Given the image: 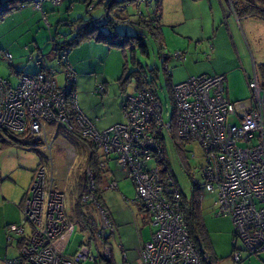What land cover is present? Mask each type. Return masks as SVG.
Instances as JSON below:
<instances>
[{
	"label": "built area",
	"instance_id": "built-area-1",
	"mask_svg": "<svg viewBox=\"0 0 264 264\" xmlns=\"http://www.w3.org/2000/svg\"><path fill=\"white\" fill-rule=\"evenodd\" d=\"M3 58L11 62L9 54ZM60 60L65 61L64 57ZM38 65L39 72L21 75L15 87L0 78V140L40 147L52 166L51 149L58 138L78 135L88 139L102 153L101 169L113 160L124 171L135 190L134 202L148 215L153 228L135 264L207 262L208 255L194 247L186 232L179 192L162 148L165 137H171V127L151 89L126 98L123 124L99 132L78 108L72 68L68 64L62 68L65 82L60 86L56 70L42 61ZM247 87L251 97L246 103H230L224 98L225 79L221 75L191 77L172 87L176 136L181 142L198 144L203 153L200 172L204 184L192 180V185L215 195L214 215L230 219L234 227L232 264H239L242 254L252 257L264 251V90L254 71ZM102 91L99 86L97 92ZM85 176L88 192L81 203L98 208L101 218L95 239L108 261L111 253L104 242L105 235L113 232L112 224L96 200L92 172L87 170ZM53 183L51 172L39 166L22 207L30 232L20 249L21 260L5 264L94 261L87 245H80L73 254L66 253L76 227L66 218L64 195L53 190ZM104 190L116 191L117 183L110 180ZM10 231L23 233L15 225Z\"/></svg>",
	"mask_w": 264,
	"mask_h": 264
},
{
	"label": "rangeland",
	"instance_id": "rangeland-1",
	"mask_svg": "<svg viewBox=\"0 0 264 264\" xmlns=\"http://www.w3.org/2000/svg\"><path fill=\"white\" fill-rule=\"evenodd\" d=\"M37 1L46 14L47 22H43L41 14L36 12L33 19L29 21H24V16L20 13L10 15L0 24V78L8 80L12 87L17 85L21 74L36 73V56H40L37 61L43 58L44 64L56 67L58 73L56 80L60 86L63 85L64 75L60 73L61 69L56 66L55 58L51 54V39L54 38L57 42H62L61 39L64 36L70 39L74 35L72 25H76L79 18L83 22L88 21L90 16L97 17L104 9L97 6L95 10L88 13L84 0H51L54 6H50L48 0ZM99 1L92 3L90 9L100 4ZM233 4L234 10L242 7L239 0H233ZM126 5L124 13L118 8H113L111 11L110 19L113 16L120 18L119 23L99 28L108 36L119 37L115 39V44L118 45L123 36L134 37L141 34L145 37L144 44L147 47L148 56L141 54L135 47V60L145 71L157 69L158 79L155 88L166 123H170L174 104L171 103L166 90L163 74L165 68L172 74V86L195 76L222 74L225 79L224 98L230 103L249 102L251 93L247 87L246 78L252 77L253 71H256L259 84L264 90L260 71L261 66H264V19L248 16L238 19L240 25H236L234 15L230 12L229 4L225 0H160L159 2L151 0L148 3L142 1L139 5ZM37 8L39 7L34 5V10H38ZM141 12L147 19L154 18L150 21L151 25L155 23V17L158 16L165 38L161 46L154 41L150 33L146 34L137 25L123 24L130 22L128 20L123 22L121 17H129L133 22H139L138 14ZM113 20L118 21L114 18ZM81 45L79 47H82ZM95 45L98 47L93 44V48L84 45L80 52L78 47V50L75 49L69 53L66 60L70 54L71 59L80 55L81 61L86 60L84 69L94 68L91 79L80 75L77 70L74 71L76 74L74 92L79 110L101 132L112 127L117 120H119L118 123L123 121L122 101L124 100V107L126 98L137 91L134 89L135 81L133 80L130 83L125 81L127 85L122 92L120 81H123L125 74L134 72L136 68L130 61L132 54L129 48L123 50L121 47L106 44ZM4 52L12 53L13 68H10L8 62L4 60L2 56ZM91 59H93L92 62L89 61ZM124 59H127V62ZM166 59L168 60L165 62ZM163 60L166 64L165 68H161ZM16 69L21 73L18 77L15 73ZM97 83L103 84L101 93L97 92ZM172 130V137H174L176 125L172 124ZM179 144L180 151L171 138L165 137L164 157L168 162V173L173 177L179 195L189 201L195 191L192 180L200 185L204 184L200 172V168L204 166L203 153L198 144L181 141ZM75 146L76 148L71 146L66 139L58 138L52 145V166H50L45 156L37 154H43L40 147L8 146L2 144L0 140V175L2 179L8 178L1 183V186L9 187L10 190L17 192L12 185H9L13 182L15 187L23 190L19 199L17 198L20 200L23 192L29 188L32 171L41 163L53 176V190L65 196V216L69 221L72 220L77 198L76 179L86 159L84 147L81 144ZM191 155L194 158H191ZM112 159H114L113 156ZM114 166V162H111L110 167ZM117 184L116 191L99 192L97 201L104 212H106L103 205L105 203L117 215L118 222L119 218L121 221L127 218L129 225L134 228L132 223L134 215L139 214L133 204L135 190L129 179L125 181L120 179ZM199 195L201 198L199 218L205 230L206 247L209 249L212 262L232 264L234 227L230 219L214 215L215 195H209L203 190H200ZM83 209L90 213L88 216L99 226L101 217L98 208L88 205ZM132 230L126 234L129 243L133 240ZM29 232L30 228L26 227V234ZM88 238L89 232H81L77 227L69 239L66 253L72 254L81 244H85ZM108 239L110 241L105 243L112 246L114 264H123L121 250L116 243L117 235L109 236ZM89 246L94 261H88L86 264H107L102 260L100 242L94 240ZM15 252L17 253L13 245L8 250V257H14Z\"/></svg>",
	"mask_w": 264,
	"mask_h": 264
},
{
	"label": "trees",
	"instance_id": "trees-1",
	"mask_svg": "<svg viewBox=\"0 0 264 264\" xmlns=\"http://www.w3.org/2000/svg\"><path fill=\"white\" fill-rule=\"evenodd\" d=\"M44 1H46V0H44ZM48 1H49L50 6H53V3L51 2V0H48ZM89 1L90 0H84V4L86 5V9H87L88 13L93 11L97 6H99V4H96V6L92 10H90L89 9L90 2L95 4V0H91L90 2ZM104 1H105V6H106L105 9H107L106 11L109 12V15L104 14L102 17L97 18V19L89 18L88 21H84V22L82 19L79 18L76 21V25H72L73 28H76V31L74 30V32H73L74 35L70 39H67L65 36L62 37V39H61L62 42H57L56 40H54V38L51 39V46H52L51 54H52L53 58H55L54 60L57 63L56 66L60 67V69L63 71L62 68L65 66V64L69 65V63L66 60V57L69 55V53H71L73 50L77 49L81 44L86 43V42H94L95 44H103V45L106 44L109 46L121 47V48H123V50H125L126 48H129V52L132 54L130 61H131L132 65L135 66L136 70L132 73L125 74V76L123 77V81H120L121 91L123 92L125 90V85H127V82L130 83L134 80L135 81L134 82V89L137 91V93L143 91L145 88H150L153 96L158 100V96H157L156 88H155L156 87V81L158 79L157 74H156L157 69L153 68V69H150L149 71H145V69L142 66H140V64L137 63L135 60L136 48H138L140 50L141 54L148 56L147 55V47L144 44L145 37L141 34H138L137 36H134V37L123 36L119 40V41H121L120 45H118V44H115V41H116L115 39H118L119 37L108 36L107 33L104 34L103 30L101 28H99V27H104L106 25L107 26H113L114 24L119 23L120 18H115L113 16V18L115 20H118L116 22H114L112 17L110 19V16H112L111 11L113 8L116 9V8H119L121 6L118 10L121 12L123 11L122 13H124V10H125L124 6L127 7L126 4H129V5H131V4L137 5L138 4L139 5L142 1H143V3H148L151 0H104ZM159 1L160 0H156V2H159ZM239 1L241 3L242 7H241V9H238V10H234L233 0H231V2L228 3L230 10H231L230 12L234 16H236L237 19L245 18L248 16H256L258 18L264 19V0H239ZM88 2H89V5H87ZM99 2L101 3V1H99ZM37 3L39 5V9L36 10V12H39L41 14V19L43 20V22H45L44 18L46 19V22H47L46 14L42 11V6L39 4V2L37 0H0V24L3 23L5 21V19L8 18L10 15L16 14L21 8L28 7V6H34ZM138 15L140 16V18L137 20L139 22H133L131 19H129V17H121V18H123V22L127 21V20L130 22V20H131L130 23L124 22L123 24L139 26L141 29H143V31L146 32V34L150 33L151 36L154 38V41L159 46H161V44L163 43V37L161 36V32H160L161 26H160V23L158 20V16L155 17V20H156L155 23L151 25L150 21L154 20V18L153 19H151V18L147 19V17H143L142 12L139 13ZM154 26H155V28H154ZM3 54H9L11 56V62L8 63V66L10 68H13V64H12L13 57H12V55L8 52L2 53V56H3ZM62 57L65 58V61L60 60ZM42 60H43V58H42ZM124 60H125V62H127V59H124ZM167 60L168 59H166L165 62ZM165 62L163 60L161 68L166 67ZM46 66L48 68H53L54 70H56L55 69L56 67L54 68L52 66H48V65H46ZM62 71L60 72L61 74H62ZM260 71H261V77H262V81H263L262 86H264V66H261ZM18 72L19 71L15 70V73L18 74L17 77L20 76V74H19L20 72L19 73ZM37 72H39V66H38ZM254 72L257 75L256 71H254ZM163 74H164V78H165L166 90L169 93V99H170L171 103L173 104L174 103L173 92H172L173 86L171 83V75H170V72H168L167 68H165ZM203 76H207V75H203ZM214 76H216V75H214ZM221 76H223V75H221ZM3 80H5L6 82H8L10 84V82L8 80H6L4 78H3ZM248 80H249V78L247 77L246 78V84H247ZM125 81H127V82H125ZM133 94H136V92H134ZM123 104H124V100L122 101V112H123ZM162 111H163V109H162ZM123 122H124V115H123V121L119 124H114L113 126L123 124ZM172 124L174 126L176 125V123H175V108H173V114H172L171 119H170V127H171V133H170L171 137L170 138L173 141V143H175V146L179 150V147H180L179 141L180 140L177 138L176 132H174V137H172V135H173ZM66 138H67L68 142L70 143V145H72L73 147L76 148L75 145L78 144V146H79V144H81L84 147V149L87 151L84 167L81 168L80 171H78V175H77L78 177L76 179V181H77V187H76L77 188V192H76L77 196L76 197L77 198H76V201L74 203V209H73L74 215L72 218L76 220L77 226L81 232H89V238L87 240V244L89 246V244L92 241L94 242V240H95L94 235L97 232V225L88 216V215H90V213L83 211L84 207H87L88 205H91V204L84 205L81 203V197L88 192V185H89L87 177L85 176V172L87 170H90L92 172V176H93L92 182H93V185L95 188L96 200H97L98 193L101 192L105 172L99 168L98 150L96 149V146L93 144V142H91L88 139H85L81 136H78V135H74V136L68 135V136H66ZM4 144H6V143H4ZM6 145H9V144H6ZM10 145L23 146V147L28 146V145H25V142L19 141V140H15ZM162 148L165 150L164 142H162ZM37 154L42 155L40 153H37ZM165 163L168 167V162L166 160H165ZM193 188L195 191H194V193H193V195L189 201H187L185 198H183L179 195L180 196V210H181V213L183 215V220H184V224L186 227V232L188 234L190 241L193 243L194 247L198 248V245H200L203 253L208 255L209 260L203 264H215L212 262V258L210 256L208 247H206V241L207 240L205 238V236H206L205 230H204V227L202 226V224L200 222V218H199L200 209H201V198L199 195L200 189H197L196 186ZM138 207L140 208L139 205H138ZM140 209L143 211L142 208H140ZM11 226H12V224L7 226L8 240L11 238H14V240L17 244V249L19 250V253H20V249H21L23 243L26 241V237L28 234V233L26 234V227H29V226L27 224H25V222L22 223L20 226L15 225L18 228L23 229V233L21 235H18L15 232L10 231ZM16 260L20 261L21 260L20 256L17 257ZM21 263H22V261H21ZM106 263L112 264L111 259L109 261H106Z\"/></svg>",
	"mask_w": 264,
	"mask_h": 264
},
{
	"label": "crops",
	"instance_id": "crops-1",
	"mask_svg": "<svg viewBox=\"0 0 264 264\" xmlns=\"http://www.w3.org/2000/svg\"><path fill=\"white\" fill-rule=\"evenodd\" d=\"M95 1L97 2V0H95ZM100 1H101V3L99 4V7L104 8L103 12L101 14H99L97 17L90 16L91 19L100 18L104 14L109 15V12L106 11L107 9H105L106 8L105 1L104 0H100ZM89 2L87 5H89ZM91 5H92V2H90V6ZM194 6H197V5H194ZM94 7L95 6H93V8ZM90 10H92V9H90ZM20 13L23 14L24 21H29V20L33 19L34 15L36 14V10H34V6H28V7L21 8L15 15H19ZM15 15H13V16H15ZM124 15H126V13ZM233 17H234L235 24L240 25V22L236 18V16H233ZM121 19H123V18H121ZM24 21H23V23H25ZM21 22H22V20H21ZM130 22H131V20H130ZM139 29H141V28L139 27ZM74 30L76 31V28H74ZM141 30L143 31V29H141ZM160 32H161V36L163 37V41H165L162 29L160 30ZM92 44L94 46L98 47L97 45H95L94 42H86L85 44L83 43L81 45L82 47L78 48L79 52H80V49L83 48L84 45L93 48ZM78 49H76V50H78ZM10 54L12 55V53H10ZM39 57L40 56H36V62H35V66H36L37 70H38V65H37L38 61L37 60L39 59ZM67 60H68L69 65L72 67V69L74 71L77 70L80 72V75H82V76L84 75L87 79H91L90 76L92 75L94 68L90 67V68L84 69L86 60H84V62L81 61L80 55L71 59V54H70V56L68 57ZM89 61L92 62L93 59H91ZM16 70L19 71L18 69H16ZM19 74H21V73H19ZM170 75L172 76L171 72H170ZM220 75H222V74H220ZM171 80H172V77H171ZM101 85L103 86V84H98L96 86V88H98ZM118 121L119 120H117L114 124L121 123V122L118 123ZM2 144H4V143L2 142ZM4 145H6V144H4ZM8 146H15V145H8ZM15 147H23V146H15ZM23 148H25V147H23ZM30 150H32V149H30ZM84 151H85V155H87L86 154L87 151L85 149H84ZM98 157H99V165H100V163L104 160L102 157V153L99 150H98ZM111 162H114V161L113 160L110 161L109 163L106 164V167L104 169H102L105 172L104 181H103L104 184L102 185V188H101L102 189L101 191H103V192H108L107 190H104V187H105V185L108 184V182L110 180H114L116 183H118V180H120V179H121V181H125L126 179H128L127 176L125 175L124 171L121 168H119L115 164V162H114L115 166L113 168H111L110 167ZM41 165L42 164L39 163L37 168L32 171V178H31L30 184L33 182L35 174L37 172V169ZM5 179H8V178L2 179L1 175H0V264H5L6 261L16 260V258L20 256L19 250L17 249V244H16L14 238H11L8 240L7 226L11 225V224L20 226L22 223H24L23 216H22V207L24 205L25 199L27 197V194H28V191L30 188V184H29V188L23 192V194L20 197V200H17V198L21 194V191H23V190L21 188L15 187V184L13 182H11V184H9V185H12L17 190V192H15L14 190H10L9 187L5 188L3 185H2L3 186L2 187L1 183ZM117 189H118V184H117ZM125 201H126V199H125ZM133 204L135 205V207L137 208L138 213H139L138 215H134V219H133L134 222H132L134 224V228H132L131 225H129V223H128L129 219H127V218L122 220V221L119 218V222H118L117 215H115V213L112 212L111 208H109L105 203L103 204L105 211H106V212H104V211L103 212H104L106 218L111 222L112 231H113L111 234L107 233L105 235V242L108 240L110 241V239H108L109 236L117 235V241L118 242H116V243L121 250L123 264H135L136 263V261L139 257L140 250L142 249L144 244L150 240L151 235L153 233V228L150 225L148 215L144 211H142L135 202H133ZM64 205H65V196H64ZM70 222H72L76 228L78 227L75 219L72 218V220H70ZM98 229H99V226H97V230ZM131 230L133 232V240H132V243H129L128 242V236L126 234H127V232H130ZM94 238H95V235H94ZM12 244L14 245V249H15V251H17V253L15 252L16 255L14 257L13 256L8 257V250H9V248L10 249L12 248V246H13ZM104 244L110 249V253H111L110 259L112 261V264H114V260L112 257V246L110 244H106V243H104ZM81 245H87L88 246L87 241L85 244H81ZM88 247L90 248V246H88ZM76 250H77V248L75 249V251ZM102 260L105 261L103 259V256H102ZM239 264H264V251L255 255V256H252V257H249L245 254H242L241 255V261Z\"/></svg>",
	"mask_w": 264,
	"mask_h": 264
},
{
	"label": "water",
	"instance_id": "water-1",
	"mask_svg": "<svg viewBox=\"0 0 264 264\" xmlns=\"http://www.w3.org/2000/svg\"><path fill=\"white\" fill-rule=\"evenodd\" d=\"M198 251L202 252V248L200 247V245H198Z\"/></svg>",
	"mask_w": 264,
	"mask_h": 264
},
{
	"label": "clouds",
	"instance_id": "clouds-1",
	"mask_svg": "<svg viewBox=\"0 0 264 264\" xmlns=\"http://www.w3.org/2000/svg\"><path fill=\"white\" fill-rule=\"evenodd\" d=\"M64 57H65V56H64ZM64 59H65V58H64ZM39 61H40V60H39ZM39 61H38V62H39ZM41 61H42V60H41ZM42 63H43V61H42ZM43 64H44V63H43ZM45 65H46V64H45ZM38 66H39V65H38ZM75 75H76V74H75Z\"/></svg>",
	"mask_w": 264,
	"mask_h": 264
}]
</instances>
